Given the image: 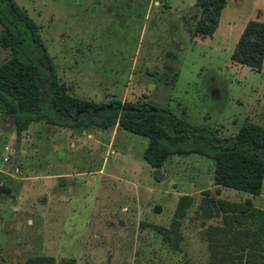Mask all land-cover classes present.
Here are the masks:
<instances>
[{"label": "rangeland", "instance_id": "1", "mask_svg": "<svg viewBox=\"0 0 264 264\" xmlns=\"http://www.w3.org/2000/svg\"><path fill=\"white\" fill-rule=\"evenodd\" d=\"M37 25L56 77L74 97L146 101L219 137L249 121L264 128L259 71L229 59L247 20L264 21V0H224L210 36L192 35L194 0H14ZM9 51L0 47V63ZM146 138L118 126L67 128L31 122L16 140L0 107V264L45 256L51 264H211L198 201L264 208L249 193L212 182V160L170 155L154 177ZM193 201L176 246L168 228L177 196ZM41 264H46L45 261ZM249 264V263H242Z\"/></svg>", "mask_w": 264, "mask_h": 264}, {"label": "trees", "instance_id": "2", "mask_svg": "<svg viewBox=\"0 0 264 264\" xmlns=\"http://www.w3.org/2000/svg\"><path fill=\"white\" fill-rule=\"evenodd\" d=\"M224 3L194 0L199 13L192 35L210 36ZM0 47L9 51L0 63V107L12 118L16 140L36 121L67 128L118 126L146 138L142 158L154 177L168 156L195 153L212 160L213 184L259 193L264 172V128L260 125L245 121L235 134L219 137L206 126L192 125L146 101L98 103L69 95L56 77L37 25L14 0H0ZM263 58L264 21L247 20L229 59L259 71ZM192 201L190 194H179L169 227L156 226L173 246L180 238V218ZM215 202L216 208L204 189L197 206L202 217H211L216 209L220 213V223L206 227L210 263L264 264V208L223 197ZM43 261L51 264L52 259L33 256L25 264Z\"/></svg>", "mask_w": 264, "mask_h": 264}, {"label": "crops", "instance_id": "3", "mask_svg": "<svg viewBox=\"0 0 264 264\" xmlns=\"http://www.w3.org/2000/svg\"><path fill=\"white\" fill-rule=\"evenodd\" d=\"M263 177H264V172H263ZM263 177H262V178H263ZM248 205H249V204H248Z\"/></svg>", "mask_w": 264, "mask_h": 264}]
</instances>
